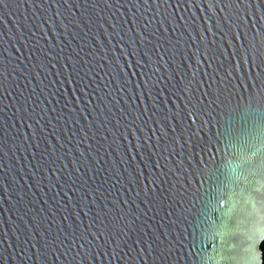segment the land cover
<instances>
[{
	"label": "water",
	"instance_id": "1",
	"mask_svg": "<svg viewBox=\"0 0 264 264\" xmlns=\"http://www.w3.org/2000/svg\"><path fill=\"white\" fill-rule=\"evenodd\" d=\"M264 0H0V264H263Z\"/></svg>",
	"mask_w": 264,
	"mask_h": 264
},
{
	"label": "trees",
	"instance_id": "2",
	"mask_svg": "<svg viewBox=\"0 0 264 264\" xmlns=\"http://www.w3.org/2000/svg\"><path fill=\"white\" fill-rule=\"evenodd\" d=\"M261 250L263 253V264H264V241L261 243Z\"/></svg>",
	"mask_w": 264,
	"mask_h": 264
}]
</instances>
